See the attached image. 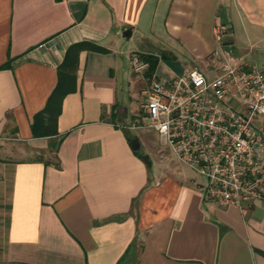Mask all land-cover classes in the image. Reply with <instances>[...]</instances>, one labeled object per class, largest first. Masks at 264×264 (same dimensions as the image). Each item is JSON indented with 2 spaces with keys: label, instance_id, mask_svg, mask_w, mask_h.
<instances>
[{
  "label": "crops",
  "instance_id": "obj_1",
  "mask_svg": "<svg viewBox=\"0 0 264 264\" xmlns=\"http://www.w3.org/2000/svg\"><path fill=\"white\" fill-rule=\"evenodd\" d=\"M81 41L106 52L78 54L55 136L32 138ZM214 53L264 65V0H0V66L11 65L0 69V264H264V199L241 211L204 202L155 133L131 128L148 82L132 56L171 79L219 66ZM163 58L176 70L159 76Z\"/></svg>",
  "mask_w": 264,
  "mask_h": 264
},
{
  "label": "built area",
  "instance_id": "obj_2",
  "mask_svg": "<svg viewBox=\"0 0 264 264\" xmlns=\"http://www.w3.org/2000/svg\"><path fill=\"white\" fill-rule=\"evenodd\" d=\"M224 34L217 28L215 40ZM214 57L219 66L206 72L191 67L171 79L151 76L131 128L155 133L197 178L192 183L204 202L241 211L264 199V65ZM130 66L136 74L147 68L137 56Z\"/></svg>",
  "mask_w": 264,
  "mask_h": 264
},
{
  "label": "trees",
  "instance_id": "obj_3",
  "mask_svg": "<svg viewBox=\"0 0 264 264\" xmlns=\"http://www.w3.org/2000/svg\"><path fill=\"white\" fill-rule=\"evenodd\" d=\"M82 51L104 53L105 49L96 46L90 42L81 41L69 45L63 55L59 65L56 67L57 81L55 87L48 96L44 107L32 117L30 124V133L32 138L53 137L56 134L55 123L60 112V103L62 98L76 89L75 71L77 67V57ZM140 60L147 65L143 75L150 79L156 65V59L150 55H142ZM10 61L0 66V69H9ZM53 143L49 144V148Z\"/></svg>",
  "mask_w": 264,
  "mask_h": 264
},
{
  "label": "rangeland",
  "instance_id": "obj_4",
  "mask_svg": "<svg viewBox=\"0 0 264 264\" xmlns=\"http://www.w3.org/2000/svg\"><path fill=\"white\" fill-rule=\"evenodd\" d=\"M251 36H256V32L254 33V34H251ZM215 46H216V48H217V46L219 47L220 46V44H218V43H215ZM226 57H228V56H226ZM159 65H160V69H158L157 70V74L160 76V72H161V69H162V67L164 66V65H168V66H170L171 68H173V70H176V65L175 64H173L172 62H171V60L170 59H168V58H163L162 59V61L159 63ZM204 65L202 64V65H200V64H198V65H196L195 67L198 69V70H200V71H203V72H205L207 69L206 68H204L203 67ZM210 67H213V66H210ZM208 76H213V75H215L214 73H206ZM142 84V83H141ZM140 84V85H141ZM145 87H146V82H145V84H143L142 86H141V89H140V91H139V95H140V93L145 89ZM141 103V98H140V101H135V103H133V107H134V110H133V115H135V114H137L138 113V110H139V104ZM138 107V108H137ZM134 120H135V117H133V119H132V122H134ZM164 150V152L165 153H168V151H167V149H163ZM165 156V157H164ZM164 156H162L163 158H159V160L160 161H162V162H165V163H173V160L170 158V157H167L166 155H164ZM177 164V167H179V168H181L182 169V171H183V173L184 174H187V173H191V172H189V170H187L186 169V167H184V166H182V165H180V164H178V163H176Z\"/></svg>",
  "mask_w": 264,
  "mask_h": 264
},
{
  "label": "water",
  "instance_id": "obj_5",
  "mask_svg": "<svg viewBox=\"0 0 264 264\" xmlns=\"http://www.w3.org/2000/svg\"><path fill=\"white\" fill-rule=\"evenodd\" d=\"M127 35L129 34V31H126ZM126 34V33H125ZM129 146L133 151H136L138 149V141L136 138H133L129 141Z\"/></svg>",
  "mask_w": 264,
  "mask_h": 264
}]
</instances>
